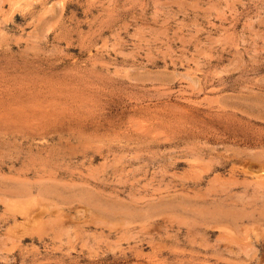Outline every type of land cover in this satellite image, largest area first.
<instances>
[{
  "label": "rangeland",
  "instance_id": "374dc122",
  "mask_svg": "<svg viewBox=\"0 0 264 264\" xmlns=\"http://www.w3.org/2000/svg\"><path fill=\"white\" fill-rule=\"evenodd\" d=\"M0 264H264V0H0Z\"/></svg>",
  "mask_w": 264,
  "mask_h": 264
}]
</instances>
